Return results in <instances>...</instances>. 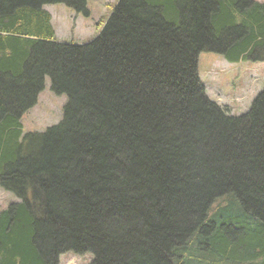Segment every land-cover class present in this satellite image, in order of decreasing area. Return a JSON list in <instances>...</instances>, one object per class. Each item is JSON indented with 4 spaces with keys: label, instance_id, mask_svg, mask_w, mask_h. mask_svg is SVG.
Listing matches in <instances>:
<instances>
[{
    "label": "trees",
    "instance_id": "obj_1",
    "mask_svg": "<svg viewBox=\"0 0 264 264\" xmlns=\"http://www.w3.org/2000/svg\"><path fill=\"white\" fill-rule=\"evenodd\" d=\"M88 3L0 0V264H264V90L229 116L199 71L264 63V2L118 0L60 41L46 6ZM47 77L63 118L24 135Z\"/></svg>",
    "mask_w": 264,
    "mask_h": 264
},
{
    "label": "rangeland",
    "instance_id": "obj_2",
    "mask_svg": "<svg viewBox=\"0 0 264 264\" xmlns=\"http://www.w3.org/2000/svg\"><path fill=\"white\" fill-rule=\"evenodd\" d=\"M117 2L89 0L90 19L77 16L63 5L46 6V9L52 15L57 38L65 43L80 45L88 44L98 36L101 26L110 17ZM199 59L200 79L210 100L224 108L229 116L246 114L257 95L264 90V63L230 64L225 58L212 53H203ZM51 85V78L47 77L45 90L39 95L38 103L23 117L24 135L29 132H45L49 127L60 124L68 100L65 95L57 96ZM17 202V196L0 186V214ZM92 260L90 254L83 257L66 254L60 258L59 264H91Z\"/></svg>",
    "mask_w": 264,
    "mask_h": 264
},
{
    "label": "crops",
    "instance_id": "obj_3",
    "mask_svg": "<svg viewBox=\"0 0 264 264\" xmlns=\"http://www.w3.org/2000/svg\"><path fill=\"white\" fill-rule=\"evenodd\" d=\"M52 16V15H51ZM53 22V21H52Z\"/></svg>",
    "mask_w": 264,
    "mask_h": 264
}]
</instances>
